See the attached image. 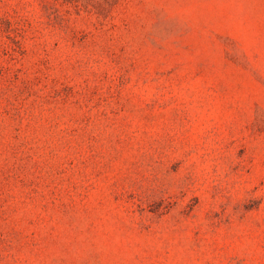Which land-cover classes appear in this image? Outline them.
<instances>
[{
	"label": "rangeland",
	"instance_id": "rangeland-1",
	"mask_svg": "<svg viewBox=\"0 0 264 264\" xmlns=\"http://www.w3.org/2000/svg\"><path fill=\"white\" fill-rule=\"evenodd\" d=\"M0 264H264V0H0Z\"/></svg>",
	"mask_w": 264,
	"mask_h": 264
}]
</instances>
